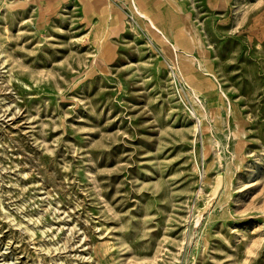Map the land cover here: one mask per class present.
<instances>
[{"label": "rangeland", "instance_id": "1", "mask_svg": "<svg viewBox=\"0 0 264 264\" xmlns=\"http://www.w3.org/2000/svg\"><path fill=\"white\" fill-rule=\"evenodd\" d=\"M0 264H264V0H0Z\"/></svg>", "mask_w": 264, "mask_h": 264}, {"label": "bare ground", "instance_id": "2", "mask_svg": "<svg viewBox=\"0 0 264 264\" xmlns=\"http://www.w3.org/2000/svg\"><path fill=\"white\" fill-rule=\"evenodd\" d=\"M146 18V17H145ZM5 211V210H4Z\"/></svg>", "mask_w": 264, "mask_h": 264}]
</instances>
